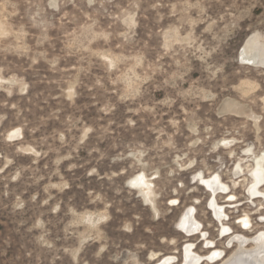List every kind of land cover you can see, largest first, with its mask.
<instances>
[{
    "label": "rangeland",
    "instance_id": "1",
    "mask_svg": "<svg viewBox=\"0 0 264 264\" xmlns=\"http://www.w3.org/2000/svg\"><path fill=\"white\" fill-rule=\"evenodd\" d=\"M262 43L264 0H0V264H185L226 194L258 231Z\"/></svg>",
    "mask_w": 264,
    "mask_h": 264
},
{
    "label": "bare ground",
    "instance_id": "2",
    "mask_svg": "<svg viewBox=\"0 0 264 264\" xmlns=\"http://www.w3.org/2000/svg\"><path fill=\"white\" fill-rule=\"evenodd\" d=\"M256 41H257V37H250L248 40H246L245 45L241 48L239 55L244 61H254L262 53V49L259 46L261 45V43L259 44ZM262 46H264V43H262ZM247 64L249 63L247 62ZM228 141H230V139H228ZM257 165H259V163ZM261 171L260 170L255 171V173L253 174L255 176L253 177L254 182L256 181V179L257 182H259L261 177ZM132 184L139 185L140 187L139 190L143 193L144 197L147 198L148 201L152 204L155 212H157V208L154 205L155 203L153 201L154 194L151 189V182L148 179H146V177H144L142 174H138L136 177L132 179ZM209 185L213 193L221 192L222 190L225 189V184H222L220 181L216 179L210 181ZM255 193H260L262 195V198H264V192L261 191V189L258 192H255V189H253L252 194ZM223 198H222L223 202L221 201L222 202L221 204H218L215 198H211L209 200V206L211 207L212 210L210 212H212L215 221L218 223L217 225L218 228L216 229L217 237L222 240L224 239L225 241L223 242L224 243V245H222L223 247L222 248L217 247L215 240L211 238L208 235V232L206 231L205 233L206 237L205 239H203V244L201 247L204 250L202 251L200 249L202 252L191 251V246L193 245L192 243L194 242H191L189 239L185 240V242L187 241L189 242L188 244L186 243L183 246V252H184L183 262L185 264H198V263L264 264V224L258 231H254L252 233L250 232L251 234H248L249 230L253 227V224L249 214L244 212V214L238 217L236 220V222L239 224L238 227L240 230L234 231L233 228L228 224V222H226L228 215L225 210L226 207L225 208L223 207L224 206L223 203H225V205L227 206L228 204L236 205L238 204V200L236 199L237 196H235V194H226ZM170 200L176 201L175 198ZM262 217H264V214ZM245 223L248 225L247 227L244 226ZM180 224H181L180 226L182 227L181 230L184 233H187L188 236L195 237L197 235H200L198 238L199 240L202 239L201 236L204 237L203 232L200 231L201 224L197 220H195V218L192 216V212L190 209H187L186 214L183 216ZM174 253L175 252H172L171 256L168 255V257L158 258L156 260L161 261L162 264H173L175 263L173 262L174 259H176V256L173 255ZM202 253H205V255ZM151 255L155 258L157 257L155 253H151Z\"/></svg>",
    "mask_w": 264,
    "mask_h": 264
},
{
    "label": "snow or ice",
    "instance_id": "3",
    "mask_svg": "<svg viewBox=\"0 0 264 264\" xmlns=\"http://www.w3.org/2000/svg\"><path fill=\"white\" fill-rule=\"evenodd\" d=\"M245 227H247L248 225L245 223V225H244Z\"/></svg>",
    "mask_w": 264,
    "mask_h": 264
}]
</instances>
